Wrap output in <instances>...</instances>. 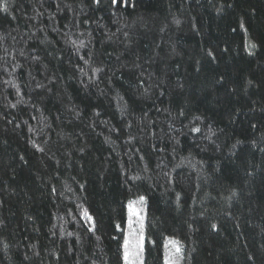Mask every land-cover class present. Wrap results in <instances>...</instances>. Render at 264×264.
<instances>
[{
	"label": "trees",
	"instance_id": "16d2710c",
	"mask_svg": "<svg viewBox=\"0 0 264 264\" xmlns=\"http://www.w3.org/2000/svg\"><path fill=\"white\" fill-rule=\"evenodd\" d=\"M0 264H264V0H0Z\"/></svg>",
	"mask_w": 264,
	"mask_h": 264
}]
</instances>
